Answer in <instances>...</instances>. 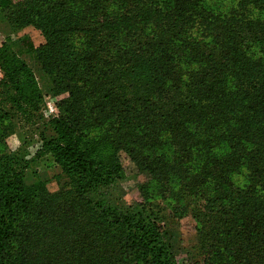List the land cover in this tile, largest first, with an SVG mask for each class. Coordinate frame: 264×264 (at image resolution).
Instances as JSON below:
<instances>
[{
  "label": "trees",
  "instance_id": "1",
  "mask_svg": "<svg viewBox=\"0 0 264 264\" xmlns=\"http://www.w3.org/2000/svg\"><path fill=\"white\" fill-rule=\"evenodd\" d=\"M0 24L45 39L0 41V264H178L166 210L194 220L201 264H264V0H0ZM25 56L66 94L36 135L56 194L4 140L42 105Z\"/></svg>",
  "mask_w": 264,
  "mask_h": 264
},
{
  "label": "rangeland",
  "instance_id": "2",
  "mask_svg": "<svg viewBox=\"0 0 264 264\" xmlns=\"http://www.w3.org/2000/svg\"><path fill=\"white\" fill-rule=\"evenodd\" d=\"M22 36H27L34 46L45 42L41 32L33 26H26L19 30H12L7 25L0 24V41L4 38L12 41ZM34 72L42 94V105L38 114L34 117L15 116L13 129L4 138L9 152H24L23 157L30 162L28 173L35 172L43 181L46 190L50 194L68 188V179L62 174L61 169L54 163L51 155L34 158L41 145L36 135L40 126L50 118L58 115L57 103L66 94L54 95L51 93L48 80L44 76L40 63L33 56L24 57ZM2 73L0 71V79ZM119 161L122 168V178L118 183L119 190L116 197L121 198L124 206H135L141 199L140 186L145 183V175L139 173L134 163L125 154L121 153ZM30 176V175H29ZM32 177V176H30ZM34 178V177H32ZM168 210L164 212V236L170 244L178 264H201L202 253L199 250L198 237L195 232V222L190 215L180 219L168 216Z\"/></svg>",
  "mask_w": 264,
  "mask_h": 264
}]
</instances>
